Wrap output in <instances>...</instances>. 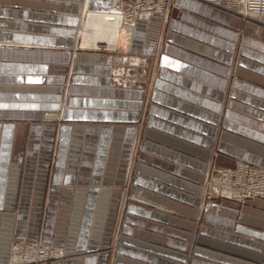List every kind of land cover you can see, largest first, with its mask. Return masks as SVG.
Masks as SVG:
<instances>
[{
    "label": "crops",
    "instance_id": "1",
    "mask_svg": "<svg viewBox=\"0 0 264 264\" xmlns=\"http://www.w3.org/2000/svg\"><path fill=\"white\" fill-rule=\"evenodd\" d=\"M86 2L0 0V264L43 216L42 238L90 253L54 264H107L120 221L114 264H264V198L217 202L194 232L212 164L264 167V27L172 0L167 19L136 21L120 48L108 41L116 13L99 14L82 42L123 50L116 64L77 46ZM152 66L148 88L139 71Z\"/></svg>",
    "mask_w": 264,
    "mask_h": 264
},
{
    "label": "rangeland",
    "instance_id": "2",
    "mask_svg": "<svg viewBox=\"0 0 264 264\" xmlns=\"http://www.w3.org/2000/svg\"><path fill=\"white\" fill-rule=\"evenodd\" d=\"M91 0H87L85 8L83 10V14L81 13L82 11V7H81V11L80 14V20H81V24L79 27V37H78V47L80 49H88V50H96V51H100L102 50L103 53L107 54L108 56L112 57V60L114 61V63L118 64L120 62L121 57L127 56L126 54L123 53L122 50H104L102 48H100L99 46L94 45L93 43H91V45L88 44H83L82 40L84 39V37L86 35H84V31H86L88 28H84V26H88V22L92 21L93 17H98L97 15L99 14H108L111 12H115V10H113V3L116 0H108L107 6L106 7H100L101 9L94 11V9L88 8L87 4L90 2ZM133 1V0H132ZM172 2V0H171ZM128 3V2H127ZM172 7V5H171ZM128 8H131V6L128 5ZM171 11V10H170ZM231 12V11H228ZM118 13V12H117ZM233 13V12H231ZM236 14V13H234ZM238 15V14H236ZM150 19V18H149ZM148 20V19H147ZM252 21L255 25H256V33L259 34L260 29L262 27H264L263 24H261L260 22H258L259 20L257 18H251V19H247ZM258 20V21H257ZM95 21V20H93ZM88 35V34H87ZM96 33L94 38L96 37ZM93 38V39H94ZM70 52L72 53V59L77 55L78 52H82V50H77L76 48H71ZM92 52V51H90ZM151 60V59H150ZM237 62H236V58L233 62V64H230V67L232 68V75L230 77L229 80V85L226 88L225 92V100H224V104L227 106L228 101L230 100V98H232V89L234 87L233 85V81L238 78V75H236V67H237ZM126 70H131L130 71V75L135 74V71L132 67H127ZM140 75L143 74L144 77H148V80L144 79L143 83L145 87H150L151 85V77L153 74V66L150 68H145V69H141L139 71ZM145 111V110H144ZM60 114H63L62 112ZM225 116V113H224ZM57 123V125H60L61 122L60 121H55ZM222 129H220L221 132ZM216 152V151H215ZM217 153V152H216ZM242 159H238V158H230L229 156H224L222 157V160H217V162L215 164H212L209 170V174H208V179L204 181L203 186L205 187V197H204V205L203 207L200 206L199 210H200V214L196 219V222L198 223V228L197 230H195L194 232L199 235L200 233V227L202 224V216L204 213L209 212V210L213 207V205L217 202H221V203H228V204H232L234 206H239L241 204H243L245 201H249L252 199H257V198H264L261 196H256V197H251V198H245V199H241V198H236V197H229L228 195H226V193H224L222 191L223 186L221 183H224V180L228 179V182H236L238 179V175L237 172L240 169V163H242V165L244 164V166H246V170H247V178L246 180L249 182L252 179V175L257 172V171H263L264 172V167H261L255 163H252L248 160H243L240 161ZM136 163V161H135ZM138 163V160H137ZM133 176V175H132ZM256 180H254V184H256L255 182ZM261 194V193H260ZM232 196V195H231ZM239 196V195H238ZM134 199L133 195L128 194L127 195V199H126V203L129 202L130 200ZM45 213V210H44ZM45 227V216H43L42 221H41V233L37 236V237H33V238H22V237H14L9 249V261L13 260L16 261V257L22 253H25L26 249H30V251H36V250H42L41 247H45V248H50L51 251H48V254H45L44 256H33L30 259L21 261V263H12L10 262V264H54L56 262H62L64 263L65 261H73L75 259H79L84 257L85 255L88 254H83L80 252H66V248L64 244H61L59 242L56 241H46L43 237V229ZM122 227H123V221H120V223L118 222V225L115 229L114 232V238L112 241V246L110 248L107 249H103L102 251H110L109 255H110V260L107 264H114V261L116 260V256L119 254V247L121 244V240H122V236H123V232H122ZM47 246V247H46ZM197 246V245H195ZM43 248V249H45ZM49 250V249H47ZM59 251V252H56ZM17 252V253H14ZM193 252V249L190 251ZM91 253H105V252H91ZM192 257L193 254L191 253ZM41 257H51L53 259H49V260H39V261H32L33 258H41ZM60 257V258H58ZM35 260V259H34ZM30 261V262H29ZM116 264V262H115Z\"/></svg>",
    "mask_w": 264,
    "mask_h": 264
},
{
    "label": "bare ground",
    "instance_id": "3",
    "mask_svg": "<svg viewBox=\"0 0 264 264\" xmlns=\"http://www.w3.org/2000/svg\"><path fill=\"white\" fill-rule=\"evenodd\" d=\"M150 2V1H149ZM127 2L125 0H116L113 3V10H115L113 15L114 21L111 24V30L109 31V42L111 44L118 42L121 44L120 48H125L128 44V31H130V27L133 26V24L138 20H147L149 18H152L154 16H159L161 18L167 19L170 14L171 5L172 2L170 0V3L168 2V10L166 11L164 17L163 15H160L159 13L163 11L165 12L164 5H154L153 3H149L146 5V7L141 4V0L136 3L137 7L134 8H128ZM133 4V3H132ZM118 12V13H117ZM258 22L264 25V17L261 15H256ZM244 18V17H243ZM120 19V20H119ZM248 19V17H246ZM263 19V21H262ZM108 26H106L107 28ZM130 40V39H129ZM123 51V50H122ZM243 163V162H242ZM240 163V169L237 172L238 179L236 182H228L224 180V183H221L223 186L222 191L226 193L229 197H236V198H251L256 196H264V172L263 171H257L252 175V179L248 182L246 180L247 178V170L246 166L244 164L242 165ZM254 180H256V184H254ZM261 193V194H260ZM232 195V196H231ZM239 195V196H238ZM205 197V194H204ZM204 205V203H203ZM203 207V206H202ZM47 247V246H46ZM42 250H36V251H30V249H26L25 253L19 254L16 257V261L11 260L12 263H21V261L30 259L33 256H44L45 254H48V251H51V249L41 247ZM45 248V249H43ZM49 249V250H47ZM52 252V251H51ZM59 252V251H56ZM17 253V252H14ZM53 253V252H52ZM46 256V255H45ZM60 258V257H58ZM35 259V260H34ZM53 259L51 257H41V258H33L32 261H39V260H49ZM30 262V261H29ZM28 263V262H26ZM25 263V264H26Z\"/></svg>",
    "mask_w": 264,
    "mask_h": 264
},
{
    "label": "built area",
    "instance_id": "4",
    "mask_svg": "<svg viewBox=\"0 0 264 264\" xmlns=\"http://www.w3.org/2000/svg\"><path fill=\"white\" fill-rule=\"evenodd\" d=\"M140 0H125V2L128 5L131 6V9L134 7H137L136 3H138ZM154 5H164L165 12H160V15H163L166 17L165 13L168 10V2L170 3V0H141V4H143L144 7H146L147 4L150 2ZM207 3H210L216 7H219L226 11H231L233 13H236L244 18L248 17V19L251 18H257L256 15H261L264 17V0H201ZM133 3V4H132ZM171 4V3H170ZM263 21V19H262ZM89 37L92 38L93 35L90 32Z\"/></svg>",
    "mask_w": 264,
    "mask_h": 264
}]
</instances>
